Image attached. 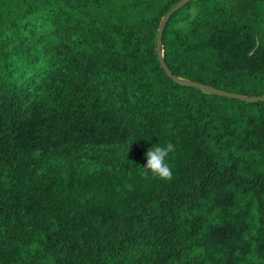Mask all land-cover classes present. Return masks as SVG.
Returning a JSON list of instances; mask_svg holds the SVG:
<instances>
[{
  "label": "trees",
  "instance_id": "trees-1",
  "mask_svg": "<svg viewBox=\"0 0 264 264\" xmlns=\"http://www.w3.org/2000/svg\"><path fill=\"white\" fill-rule=\"evenodd\" d=\"M179 1L0 0V264H264V102L166 75ZM233 1L177 11L164 59L263 97L264 0ZM166 141L172 181L145 179Z\"/></svg>",
  "mask_w": 264,
  "mask_h": 264
},
{
  "label": "water",
  "instance_id": "water-1",
  "mask_svg": "<svg viewBox=\"0 0 264 264\" xmlns=\"http://www.w3.org/2000/svg\"><path fill=\"white\" fill-rule=\"evenodd\" d=\"M192 0H180L174 7H172L166 15L162 18V21L160 23L159 29H158V34H157V55H158V60L160 62V65L162 69L165 71L166 75L177 85L183 86V87H190V88H195L198 89L204 93L211 94L214 96H219V97H226L229 99H235L239 101H243L246 103H259V102H264V96L263 97H248L236 93H230L227 91H223L220 89H217L213 86L210 85H204L202 83L190 81L187 79H182L177 76H175L172 71L169 69L167 66L164 55H163V35L164 31L166 29L167 24L169 23L170 19L172 16L185 7L187 4H189Z\"/></svg>",
  "mask_w": 264,
  "mask_h": 264
},
{
  "label": "clouds",
  "instance_id": "clouds-1",
  "mask_svg": "<svg viewBox=\"0 0 264 264\" xmlns=\"http://www.w3.org/2000/svg\"><path fill=\"white\" fill-rule=\"evenodd\" d=\"M177 151L171 141L157 143L145 152V163L138 166L145 179L159 180L165 183L173 179V170L169 163L170 157Z\"/></svg>",
  "mask_w": 264,
  "mask_h": 264
},
{
  "label": "rangeland",
  "instance_id": "rangeland-1",
  "mask_svg": "<svg viewBox=\"0 0 264 264\" xmlns=\"http://www.w3.org/2000/svg\"><path fill=\"white\" fill-rule=\"evenodd\" d=\"M236 5L241 3L245 5V8L250 9L251 4L249 0H238V1H233ZM192 14H185L182 18L178 19L174 24L179 25V26H184L186 25L190 20H191Z\"/></svg>",
  "mask_w": 264,
  "mask_h": 264
}]
</instances>
